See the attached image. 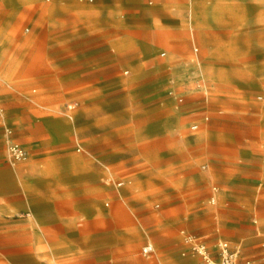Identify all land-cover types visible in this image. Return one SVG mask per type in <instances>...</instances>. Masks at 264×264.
<instances>
[{
    "label": "rangeland",
    "instance_id": "1",
    "mask_svg": "<svg viewBox=\"0 0 264 264\" xmlns=\"http://www.w3.org/2000/svg\"><path fill=\"white\" fill-rule=\"evenodd\" d=\"M187 1L117 0L123 18L67 32L34 14L46 0H0V264H49L48 244L67 264H188L182 229L264 264V0Z\"/></svg>",
    "mask_w": 264,
    "mask_h": 264
},
{
    "label": "crops",
    "instance_id": "2",
    "mask_svg": "<svg viewBox=\"0 0 264 264\" xmlns=\"http://www.w3.org/2000/svg\"><path fill=\"white\" fill-rule=\"evenodd\" d=\"M46 1L48 2L51 0H46ZM153 2H154V0H148V3L150 5H153L154 4ZM92 4L94 6H96L97 9H100L99 14L93 13L91 11L89 12V11L82 10V8H83L82 5H86V6L89 5V7H91L90 5H92ZM187 4H188V6L193 5V3H191V0H188ZM116 5H117V0H96V2H95V0H53V1L48 2V3L38 4L34 14L37 16H40L44 20H45V18H49V19L52 18L57 22H59L61 20H70V22H69L70 28L68 26V28L66 29L67 32H70L71 30L73 31V29H74L73 23H77L75 21H88V20L96 21V20H100V21L106 22V21H112V20H119V19L123 18L124 14L112 15V13L109 11V8L115 7ZM30 9H35V8H30ZM186 19L189 22H191L193 19L192 12L188 9H187V13H186ZM78 23H80V22H78ZM88 25H89V22H81V26H83V27L84 26L87 27ZM171 28H172L171 29L172 34L174 33L173 35L171 34L173 37H174L175 33H176L177 37H178V35L185 37L183 34L184 30L180 28V24H178V22L175 21L174 24L171 25ZM154 30L156 33L155 35H156V41L157 42L170 41V35H169L170 33L168 34L167 32H164V31L159 30L157 28H154ZM59 31L62 32V29L60 28ZM163 52H165V51H162V53ZM165 55H166V52H165ZM14 139L17 142H19L16 138H14ZM21 145H23V144H21ZM111 175H112L111 173L106 174L107 180L109 182L112 180L117 181ZM244 175H246V173L244 171L237 170V168L234 166H225L224 170L221 173L222 177H243ZM212 197H215V200H217V194L214 191H213V194L210 196V202H211ZM186 232L192 233L186 229H182L180 231V234H181L180 242L183 244V247H184L181 251L182 256H184L185 258H188L190 260V262L188 264H194V262H195V264H198L199 257L197 255H193L192 253L188 252V245L184 241V233H186ZM192 234H195V233H192ZM196 235H199L202 238H204L207 241V243L213 248H215L216 244L220 240L230 241V240L225 239V238H219L214 242L206 235H202V234H196ZM147 243H152L155 247V252L152 255L148 256V257H151L156 253V246L152 241L145 242L143 244V246ZM232 245L240 248L239 245H235L233 243H232ZM143 246H142V248H143ZM52 247L55 248L54 252H55V256L57 257L58 260H57V263H55L54 261L51 262V260H49V264H67L66 263V256H68V255L62 253L61 246L55 245V244L54 245L48 244V249L50 248V250H52L51 249ZM52 255H53V251H52ZM73 259H74L73 256H71L69 261H72Z\"/></svg>",
    "mask_w": 264,
    "mask_h": 264
},
{
    "label": "built area",
    "instance_id": "3",
    "mask_svg": "<svg viewBox=\"0 0 264 264\" xmlns=\"http://www.w3.org/2000/svg\"><path fill=\"white\" fill-rule=\"evenodd\" d=\"M162 55L164 56L165 52ZM4 116V111L0 109V117ZM191 128L195 130L198 125L194 124ZM5 138L11 162L15 163L28 157L27 149L13 138L12 129L8 125L5 126ZM123 183V181H118L116 184L121 186ZM211 202H215V197L211 198ZM184 241L188 245V252L199 257L198 264H252L250 259L241 257L240 248L233 246L230 241L220 240L213 248L201 236L187 232L184 233ZM142 252L145 255H152L155 247L152 243H147L143 246Z\"/></svg>",
    "mask_w": 264,
    "mask_h": 264
},
{
    "label": "bare ground",
    "instance_id": "4",
    "mask_svg": "<svg viewBox=\"0 0 264 264\" xmlns=\"http://www.w3.org/2000/svg\"><path fill=\"white\" fill-rule=\"evenodd\" d=\"M5 50V49H4ZM5 54H6V52H4ZM52 249V251H53V257L50 259L51 260V262L52 261H54L55 263H57V257L55 256V252H54V250H55V248H51Z\"/></svg>",
    "mask_w": 264,
    "mask_h": 264
}]
</instances>
